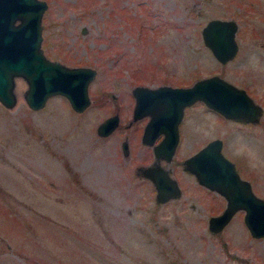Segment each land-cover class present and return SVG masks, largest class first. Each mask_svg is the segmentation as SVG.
<instances>
[{"label":"rangeland","instance_id":"374dc122","mask_svg":"<svg viewBox=\"0 0 264 264\" xmlns=\"http://www.w3.org/2000/svg\"><path fill=\"white\" fill-rule=\"evenodd\" d=\"M45 1L44 53L97 72L82 112L62 94L30 108L21 75L15 105L0 101V264H264V236L251 235L244 209L221 231L208 229L227 199L179 163L221 136L223 153L264 198V0ZM214 16L239 23L238 52L227 63L201 37ZM217 73L262 103L260 124L226 122L215 111L197 138L192 126L184 130L171 160L161 158L181 195L158 203L153 181L136 171L155 157L141 142L143 121L126 126L131 90ZM114 112L119 126L99 136L97 124Z\"/></svg>","mask_w":264,"mask_h":264},{"label":"water","instance_id":"95a60500","mask_svg":"<svg viewBox=\"0 0 264 264\" xmlns=\"http://www.w3.org/2000/svg\"><path fill=\"white\" fill-rule=\"evenodd\" d=\"M46 6L45 0H0V101L6 107L15 105V77L21 75L28 83L24 99L30 108L40 109L52 95L62 94L71 107L82 112L91 102L88 85L97 69L85 65L69 67L44 53L41 47V18ZM237 21L214 16L201 28L203 42L221 63H227L238 52ZM132 93L136 98L133 120L144 116L153 106L148 95L164 101L163 113L153 116L141 135L142 143L153 146L155 161L136 168L143 177L153 181L155 201L158 203L181 195L178 180L163 166L161 158L169 161L176 150L179 138L173 123L180 118L187 103L201 99L224 117L245 123H256L263 114L262 103L256 102L243 86H237L219 73L198 77L186 86L165 83L152 87L137 83ZM168 118L173 120L170 130L166 123ZM119 121L118 112H114L97 124L96 131L99 136L110 134ZM160 130L166 133V137L155 143ZM126 146L127 143H124V150ZM222 147L221 136L210 138L184 160L185 168L194 174L199 184L215 189L227 199L223 210L208 218V229L221 231L236 210L244 209V222L251 235L264 236V198L253 192L250 181L239 175L234 162L225 156Z\"/></svg>","mask_w":264,"mask_h":264},{"label":"flooded vegetation","instance_id":"af4514ba","mask_svg":"<svg viewBox=\"0 0 264 264\" xmlns=\"http://www.w3.org/2000/svg\"><path fill=\"white\" fill-rule=\"evenodd\" d=\"M195 80H193L191 83L190 82H188V83H186L185 85H182V84H180L181 86H186L187 84H192L193 82H194ZM166 83H169V82H166ZM159 85V84H158ZM160 85H162V84H160ZM169 85H172V84H169ZM174 86V85H173ZM153 87V86H152ZM131 94H132V97L134 98V102H135V97H134V95H133V93H132V90H131ZM148 97H150V99H149V102H151L152 103V107H149L150 109L146 112V114L144 115V116H142V117H138V118H136V120H129V121H127V123H126V126L127 127H132L133 125H135L136 124V122H141V121H143V123H142V129H143V131L145 130L144 129V127L146 126V123L150 120V119H152V117L153 116H156V114H159V113H161L162 112V109H163V111H164V109H165V107H164V101H160L159 99H157L158 97H156V96H153V95H148ZM134 111V110H133ZM133 111H132V114H133ZM209 112H215V110L211 107V106H209V105H206L203 101H201V99H197L196 101H194V102H190V103H187V105H185V107L182 109V114H181V116H180V118H177V121H176V123L174 122L173 123V120H172V118H168L167 119V121H166V123H167V126H168V128H169V130L171 129V125H172V123H173V125L175 124V127H177V129H176V131H177V136H178V143H179V140L183 137V135L185 134L184 133V130H186L188 127L190 128V126H192L193 127V129L195 128V131H193V129L191 128V136L193 137V138H197V135H198V133L200 132V131H204L205 132V130H207L210 126H209V121H208V119L207 118H205V117H208L209 116ZM163 113V112H162ZM218 113V112H217ZM220 113V112H219ZM223 115V114H222ZM169 116V115H168ZM224 119L225 120H227L226 122H230L231 120L232 121H234V122H236V123H244L245 125H247V124H255V125H259L260 123H259V121L258 122H256V123H254V122H248V123H245L244 121H236V120H234L233 118H226V117H224ZM205 122H206V124H205ZM163 125V124H162ZM119 126V123L117 124V126L116 127H118ZM164 126V125H163ZM115 127V128H116ZM115 130V129H114ZM113 130V131H114ZM143 131L141 132V135H142V133H143ZM115 132V131H114ZM114 132H112V133H114ZM112 133H110V134H107V135H105V136H110ZM231 134L233 135V133L231 132ZM104 136V137H105ZM170 136V135H169ZM166 137V133L164 132V131H159L158 133H157V135H156V137H155V143H157L159 140H163V138H165ZM253 137V136H252ZM251 137V138H252ZM213 138V137H212ZM216 138V137H215ZM127 141V142H126ZM209 141V140H208ZM228 140H226V142H227ZM124 143H127V146H126V150H124V148H123V145H124ZM178 143H177V145H178ZM147 145H150L151 146V148H152V150L154 151V149H153V146L151 145V144H147ZM177 145H176V150H177ZM224 145V141H223V138H222V146ZM121 147V151H123V154H127V152H129L128 150H129V140L128 139H126V140H122V142H121V145H120ZM224 147V146H223ZM230 148H228L229 149V152L231 153V151L234 153L235 151H234V149L232 148V146H229ZM176 150H174V153L172 154V155H174L175 154V151ZM225 156H227L228 157V159H230L231 161H233L234 162V164H235V166L237 167L236 168V170L238 171V173L239 172H241V171H239L240 169V167L239 166H237L236 165V162H235V160L234 159H231V157L230 156H228V155H225ZM187 157H189V156H187ZM187 157H185V158H183L182 160H180L179 161V163H181V165H182V168L184 169V172H187V173H192V172H190V170L189 169H186L185 168V165H184V160H186L187 159ZM164 160H166V159H164ZM170 160H171V158H170ZM155 161V160H154ZM154 161H152V162H154ZM162 163V162H161ZM148 165V164H147ZM165 167V166H164ZM167 168V167H166ZM170 170H173V169H171L170 168ZM240 175V174H239ZM241 176V175H240ZM242 177H245V176H242ZM179 183V182H178ZM201 185V184H200ZM203 185V184H202ZM201 185V186H202ZM179 186H180V184H179ZM205 186V185H204ZM180 188H182L181 186H180ZM172 199V198H171ZM170 199V200H171Z\"/></svg>","mask_w":264,"mask_h":264},{"label":"trees","instance_id":"16d2710c","mask_svg":"<svg viewBox=\"0 0 264 264\" xmlns=\"http://www.w3.org/2000/svg\"><path fill=\"white\" fill-rule=\"evenodd\" d=\"M156 24V23H155ZM156 26H158V24H156Z\"/></svg>","mask_w":264,"mask_h":264}]
</instances>
